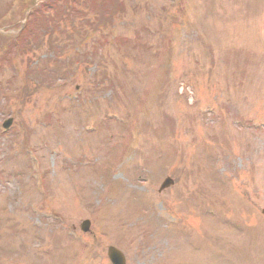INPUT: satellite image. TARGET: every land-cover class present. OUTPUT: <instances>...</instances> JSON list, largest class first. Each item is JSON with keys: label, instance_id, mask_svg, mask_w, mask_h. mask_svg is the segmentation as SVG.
Returning <instances> with one entry per match:
<instances>
[{"label": "rangeland", "instance_id": "rangeland-1", "mask_svg": "<svg viewBox=\"0 0 264 264\" xmlns=\"http://www.w3.org/2000/svg\"><path fill=\"white\" fill-rule=\"evenodd\" d=\"M15 1L0 0L1 264H111V246L127 264H264V0H104L99 29L91 0L34 23Z\"/></svg>", "mask_w": 264, "mask_h": 264}, {"label": "water", "instance_id": "water-1", "mask_svg": "<svg viewBox=\"0 0 264 264\" xmlns=\"http://www.w3.org/2000/svg\"><path fill=\"white\" fill-rule=\"evenodd\" d=\"M171 184H172V181H171V180H168V181L166 182V184L164 185V187H167V186H169V185H171ZM87 226H88V224H87ZM109 256H110V258H112V260H113L116 264H124V262H123V257H122V255H121L117 250H115V249H113V248H110V250H109ZM117 257H120L121 260L115 259V258H117ZM121 261H122V262H121Z\"/></svg>", "mask_w": 264, "mask_h": 264}, {"label": "trees", "instance_id": "trees-1", "mask_svg": "<svg viewBox=\"0 0 264 264\" xmlns=\"http://www.w3.org/2000/svg\"><path fill=\"white\" fill-rule=\"evenodd\" d=\"M40 8H41V7H40ZM40 8H39V9H36V11L34 12L33 15L38 14V16H39V14H40V10H41V12H42V11H46V9H45L46 7H45V6H44L43 10L40 9Z\"/></svg>", "mask_w": 264, "mask_h": 264}]
</instances>
